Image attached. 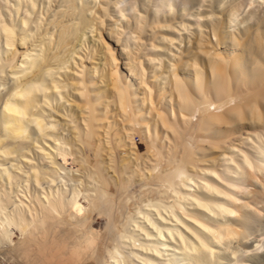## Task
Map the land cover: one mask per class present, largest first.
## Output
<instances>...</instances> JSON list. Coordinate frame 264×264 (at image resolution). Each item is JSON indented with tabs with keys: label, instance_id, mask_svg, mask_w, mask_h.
<instances>
[{
	"label": "bare ground",
	"instance_id": "6f19581e",
	"mask_svg": "<svg viewBox=\"0 0 264 264\" xmlns=\"http://www.w3.org/2000/svg\"><path fill=\"white\" fill-rule=\"evenodd\" d=\"M157 2L156 19L150 8L139 7L145 22L137 32L130 0H100L99 5L97 0H0V61H14V69L36 66L19 82V72L6 69L0 81V154L6 153L0 155V165L13 177L0 180V191L9 193L0 196L7 208L0 212V222L7 216L17 225L7 232L0 228V264H97L85 250L92 247L104 258L99 241L84 240L87 227L66 217L58 222L41 207L49 203L44 199L48 182L38 186L25 173L50 170L51 165L41 159L43 153L33 142L51 152L61 140L67 147L59 155L53 153L56 164L72 169L73 179L95 172L97 185L91 193L97 202L119 188L121 194L135 196L128 212L140 204L163 207L141 209L155 227L145 222L153 239L141 240L144 247L135 249L141 259L134 264H174L183 248L179 237L173 238L175 231L198 245L192 233H203L199 224L218 230L203 219L211 215L210 205L243 209L253 216L264 213V28L237 33L225 43L219 13L218 22L197 21V16L211 15L200 10V0H178L188 14L177 9L174 17L166 15L169 0ZM181 25L190 27L191 34ZM130 32L139 36V50L133 51L137 42L129 40ZM114 41L127 50V69ZM247 59L249 72L238 91L233 74ZM65 67L67 71H60ZM194 75L205 86L203 99L187 86ZM60 82L66 91H47L54 84L59 89ZM209 82L215 94L207 92ZM46 95L55 100V111L44 112L59 127L49 133L56 139L45 143L40 132L47 121L39 115V106ZM185 174L199 177L203 186L180 187V195L193 199L181 201L184 213L170 216L166 209L174 206L175 198L168 188L175 189ZM239 177H244L243 184L237 182ZM189 203L195 207H187ZM16 205H21L22 215L14 214ZM77 207L84 212L88 202ZM90 219L91 227L101 231L95 215ZM8 233L13 235L8 238ZM152 247L155 250H149Z\"/></svg>",
	"mask_w": 264,
	"mask_h": 264
},
{
	"label": "clouds",
	"instance_id": "9594fccd",
	"mask_svg": "<svg viewBox=\"0 0 264 264\" xmlns=\"http://www.w3.org/2000/svg\"><path fill=\"white\" fill-rule=\"evenodd\" d=\"M7 3V0H2ZM100 0H97L99 5ZM215 4V12H213V5ZM139 7L145 9H151L153 18H157V12L159 4L157 0H130L129 8L130 13L135 14L137 25V32L142 31L145 22V17L140 15ZM200 10H207L211 15L200 17L196 19L199 22L201 19H212L218 22L216 13H219L223 17V29L221 37L223 41L232 42L233 36L237 33H248L257 27L264 28V0H200ZM177 9L180 10L181 14L187 15L184 10L185 7H181L178 4V0H169L167 14L175 16ZM117 15L124 16L127 19V15L122 12H117ZM166 15L162 18H166ZM199 27V23H197ZM183 32L191 34V28L181 25ZM124 35L123 31L120 33ZM130 41H136V49L139 50L141 43L139 36L135 33L130 32L128 34ZM111 39V37H110ZM21 43H26L25 40H21ZM118 48H121L120 58L125 60L124 67L127 69V62L124 49L118 41H114ZM249 52L246 50L247 57ZM25 61L29 60V56L24 57ZM36 66L29 67L26 64L20 65L14 69V61L5 63L0 61V81L6 75V69L19 72L16 80L19 82L23 78L28 77L35 70ZM238 74H233V83L238 91L243 90V84L245 82V75L249 72V63H240L238 65ZM67 67L60 69V71H67ZM187 86L191 90L194 97L199 99L204 98L205 86L201 81L194 75V79L187 81ZM3 84L0 83V90H2ZM66 91V87L62 82L59 83V89L54 84L52 88L48 89V92L52 91ZM206 90L210 94H215V85L209 82L206 86ZM138 89H133V94ZM55 100L48 99L45 96L44 103L39 106V115L43 117L47 124L42 127L40 137L43 138L46 143L47 140L56 139L54 135H49L50 132H55L59 127L58 122L53 120L51 116L44 112V108H49L55 111L54 108ZM190 119L194 120L195 116L190 115ZM243 132V128L239 129ZM57 143L60 145L59 148L52 149L51 152H44L40 147L39 143L33 142V147L37 152H42V160H46L50 165L51 169H39L33 168L32 171L26 172L31 178H35L39 186L42 180L48 182V192L44 194V199L48 200V204H41V207L45 212L51 213L52 217L58 222L60 218L66 217L68 222L75 221L77 226L87 227L88 231L84 234V240L99 241L101 246V255L103 259L97 257V253L94 247L85 249L91 252V258H95L97 264H134V261L140 260L141 257L137 255L135 249L142 248L144 245L141 244V240L145 237L153 239L149 236V233L145 230V222L152 224V220L149 215L145 214L141 209L149 208L155 209L156 207H163L161 205L152 204H140L134 212L126 211L127 205L131 204L135 199V196L129 197L127 192L121 194V189H115V194L112 196H105V199L101 202H97L93 199L94 193H91V189L97 185V174L95 172L88 174L83 173L73 179V170H65L62 166L56 164L53 153L59 155L67 147L61 140L57 139ZM49 147H51L49 145ZM6 155V153L0 154ZM67 164V159H65ZM30 164H35V161H29ZM75 163V161H73ZM0 169H3L0 174V180L3 176L7 175L9 180H13V177L8 173L7 168L0 165ZM21 169H17L20 171ZM78 171V170H77ZM159 171V168L155 169ZM35 172V177H33ZM84 178H80V176ZM85 180L91 183L85 184ZM238 183L243 184L245 182L244 177H239ZM196 184L197 187L203 186V181L199 180V177H191L187 174L181 179V183L176 188L169 187L168 191L173 193L174 206L166 209L168 215L174 216L175 211L181 213L185 212L184 206L181 201H192L193 197L182 196L179 194L178 189L180 187H187L191 184ZM27 186V182H26ZM53 186L55 191L53 192ZM244 194V189H238ZM9 193L0 191V196H8ZM234 199V198H233ZM84 201L88 202V208L84 212H81L77 207L78 204H83ZM11 203V201H7ZM199 202L197 201V204ZM236 204H242V201L236 200ZM187 207H195V205L189 203ZM246 207V206H245ZM21 205L15 206L14 214L22 215ZM6 203L0 201V212L6 213ZM207 211L211 215L203 216L206 223H211L217 226L218 230H213L205 227V224H199V228L203 229L204 239L201 235H197L195 232L192 233L195 240L198 241V245L194 244L191 240L185 239L179 231H175L173 238L179 237L180 242L183 243V248L180 253L176 256L174 264H262L261 258L264 257V213L259 216H253L247 212L231 211L230 209L223 208L222 205L213 204L207 208ZM95 215L98 220L96 225L101 231H95L91 227L90 217ZM186 215V213H185ZM135 217V219H134ZM221 218V219H218ZM225 217H233L234 219L228 221L223 219ZM178 223V221H177ZM223 224V227L220 225ZM230 225H238V227H231ZM155 227L154 224H152ZM17 227L16 224L11 223L7 216L0 222V228H3L6 232L9 228ZM142 234V235H141ZM13 235L8 233V238ZM173 235V234H169ZM155 239H159L156 237ZM207 241V242H206ZM211 245V246H210ZM166 247V246H161ZM149 250H155L154 247ZM157 255H160L157 252ZM164 264H168L165 260Z\"/></svg>",
	"mask_w": 264,
	"mask_h": 264
},
{
	"label": "rangeland",
	"instance_id": "374dc122",
	"mask_svg": "<svg viewBox=\"0 0 264 264\" xmlns=\"http://www.w3.org/2000/svg\"><path fill=\"white\" fill-rule=\"evenodd\" d=\"M260 187V186H259ZM261 188V187H260ZM262 264H264V257L261 258Z\"/></svg>",
	"mask_w": 264,
	"mask_h": 264
}]
</instances>
